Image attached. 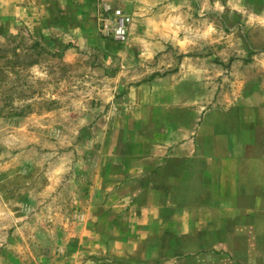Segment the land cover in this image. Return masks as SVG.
<instances>
[{
    "label": "rangeland",
    "instance_id": "obj_1",
    "mask_svg": "<svg viewBox=\"0 0 264 264\" xmlns=\"http://www.w3.org/2000/svg\"><path fill=\"white\" fill-rule=\"evenodd\" d=\"M46 1L0 16V264L210 257L163 243L182 219L142 214L127 164L138 179L210 115L264 139V0H74L67 19ZM109 5L133 16L127 43L101 30Z\"/></svg>",
    "mask_w": 264,
    "mask_h": 264
},
{
    "label": "crops",
    "instance_id": "obj_2",
    "mask_svg": "<svg viewBox=\"0 0 264 264\" xmlns=\"http://www.w3.org/2000/svg\"><path fill=\"white\" fill-rule=\"evenodd\" d=\"M41 1L0 0V16L17 19L19 12L34 13L32 8L38 9ZM75 1L78 5L84 0ZM58 3L62 4L59 14L67 19L74 0ZM202 121L192 135L183 136L188 140L143 153L138 179L128 176L135 166L127 164V183L139 182V194L134 195L139 197L142 214L172 223L182 219L170 231L160 230L172 235L164 244L171 242L178 250H205L210 256L197 252L177 264H264V250L258 251L256 241L264 236V139L259 124L232 130L225 129L217 116ZM243 246L248 251L245 257L239 252Z\"/></svg>",
    "mask_w": 264,
    "mask_h": 264
},
{
    "label": "built area",
    "instance_id": "obj_3",
    "mask_svg": "<svg viewBox=\"0 0 264 264\" xmlns=\"http://www.w3.org/2000/svg\"><path fill=\"white\" fill-rule=\"evenodd\" d=\"M108 14L101 20L102 32L118 43L129 41L133 16L120 7H105Z\"/></svg>",
    "mask_w": 264,
    "mask_h": 264
},
{
    "label": "trees",
    "instance_id": "obj_4",
    "mask_svg": "<svg viewBox=\"0 0 264 264\" xmlns=\"http://www.w3.org/2000/svg\"><path fill=\"white\" fill-rule=\"evenodd\" d=\"M2 50H6V49H2ZM5 56V55H4ZM12 61H8V63H11Z\"/></svg>",
    "mask_w": 264,
    "mask_h": 264
}]
</instances>
